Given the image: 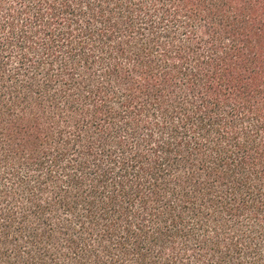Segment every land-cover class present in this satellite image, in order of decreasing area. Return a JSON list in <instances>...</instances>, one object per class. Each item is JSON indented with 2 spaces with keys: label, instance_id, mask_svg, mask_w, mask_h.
I'll use <instances>...</instances> for the list:
<instances>
[{
  "label": "trees",
  "instance_id": "obj_1",
  "mask_svg": "<svg viewBox=\"0 0 264 264\" xmlns=\"http://www.w3.org/2000/svg\"><path fill=\"white\" fill-rule=\"evenodd\" d=\"M0 264H264V0H0Z\"/></svg>",
  "mask_w": 264,
  "mask_h": 264
}]
</instances>
